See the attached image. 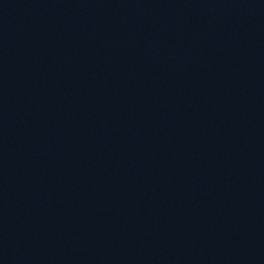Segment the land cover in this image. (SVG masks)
Instances as JSON below:
<instances>
[{"label": "water", "instance_id": "95a60500", "mask_svg": "<svg viewBox=\"0 0 264 264\" xmlns=\"http://www.w3.org/2000/svg\"><path fill=\"white\" fill-rule=\"evenodd\" d=\"M0 264H264V0H187L0 104Z\"/></svg>", "mask_w": 264, "mask_h": 264}]
</instances>
